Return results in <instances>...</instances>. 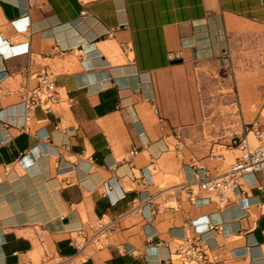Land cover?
Instances as JSON below:
<instances>
[{
    "label": "crops",
    "instance_id": "crops-1",
    "mask_svg": "<svg viewBox=\"0 0 264 264\" xmlns=\"http://www.w3.org/2000/svg\"><path fill=\"white\" fill-rule=\"evenodd\" d=\"M45 72L60 101L29 112ZM255 120L264 0H0V264H168L197 238L264 264L260 172L225 207L183 188Z\"/></svg>",
    "mask_w": 264,
    "mask_h": 264
},
{
    "label": "built area",
    "instance_id": "built-area-1",
    "mask_svg": "<svg viewBox=\"0 0 264 264\" xmlns=\"http://www.w3.org/2000/svg\"><path fill=\"white\" fill-rule=\"evenodd\" d=\"M38 78V86L34 90L26 91L23 96V103L29 112L38 106L50 111L52 105L58 103L61 98L51 73H42ZM231 147L237 155L225 172L215 176L206 172L198 177L194 184L183 185V188L190 193L191 200H195V185L198 190L208 193L211 202L219 207H225L231 202L237 189L241 187L240 182L244 173L256 171L264 176V130L258 121L245 124L243 133L233 136ZM132 153L135 154L136 151ZM199 169L203 167L200 166ZM133 211L142 213V207L135 206ZM208 250V245L201 238L179 240L166 262L168 264H211Z\"/></svg>",
    "mask_w": 264,
    "mask_h": 264
},
{
    "label": "rangeland",
    "instance_id": "rangeland-1",
    "mask_svg": "<svg viewBox=\"0 0 264 264\" xmlns=\"http://www.w3.org/2000/svg\"><path fill=\"white\" fill-rule=\"evenodd\" d=\"M237 155V153H236ZM234 160V156L232 154H229V160L228 163L232 162Z\"/></svg>",
    "mask_w": 264,
    "mask_h": 264
},
{
    "label": "water",
    "instance_id": "water-1",
    "mask_svg": "<svg viewBox=\"0 0 264 264\" xmlns=\"http://www.w3.org/2000/svg\"><path fill=\"white\" fill-rule=\"evenodd\" d=\"M176 62H179V61H175V63H176Z\"/></svg>",
    "mask_w": 264,
    "mask_h": 264
}]
</instances>
